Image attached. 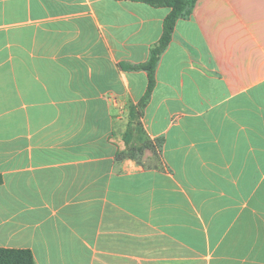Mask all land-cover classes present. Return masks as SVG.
<instances>
[{"label": "crops", "instance_id": "1", "mask_svg": "<svg viewBox=\"0 0 264 264\" xmlns=\"http://www.w3.org/2000/svg\"><path fill=\"white\" fill-rule=\"evenodd\" d=\"M0 0V247L35 264H264V0ZM136 129L152 140L119 158ZM133 136V137H132Z\"/></svg>", "mask_w": 264, "mask_h": 264}, {"label": "trees", "instance_id": "2", "mask_svg": "<svg viewBox=\"0 0 264 264\" xmlns=\"http://www.w3.org/2000/svg\"><path fill=\"white\" fill-rule=\"evenodd\" d=\"M142 1L152 6H166L170 10L165 16L163 21L162 34L160 39L154 44L150 49V55L148 60L137 66L143 68L148 73V85L145 95L142 97L138 105L130 108V121L128 127L131 128V120L135 124H139L138 116L140 114L139 108L145 104L149 92L152 89L154 83V71L156 63L159 56L166 45L171 39V34L178 18H187L192 12L195 0H137ZM136 142L130 143L127 136H124L125 149L119 152V158L124 157H139L144 148H150L153 152H156L152 140L147 136V134L141 130L136 129ZM133 137V136H132ZM138 159V158H137ZM2 178L0 176V183ZM0 264H35L33 254L28 248H12V247H0Z\"/></svg>", "mask_w": 264, "mask_h": 264}]
</instances>
